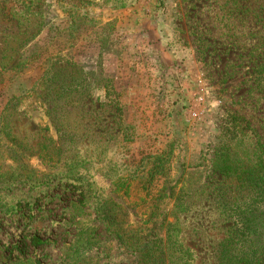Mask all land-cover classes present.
Instances as JSON below:
<instances>
[{
	"label": "rangeland",
	"instance_id": "1",
	"mask_svg": "<svg viewBox=\"0 0 264 264\" xmlns=\"http://www.w3.org/2000/svg\"><path fill=\"white\" fill-rule=\"evenodd\" d=\"M259 4L0 0V264H252Z\"/></svg>",
	"mask_w": 264,
	"mask_h": 264
},
{
	"label": "trees",
	"instance_id": "2",
	"mask_svg": "<svg viewBox=\"0 0 264 264\" xmlns=\"http://www.w3.org/2000/svg\"><path fill=\"white\" fill-rule=\"evenodd\" d=\"M257 9L258 11L264 13V4H259ZM250 11L253 13L257 10L253 7ZM98 42L99 46H101V40H98ZM57 76L59 77L60 75L57 74ZM51 84H54L52 88L55 89L56 95H62V92L65 90L62 89L64 82L60 81L58 83L57 80V83L52 82ZM171 146L172 144L168 143L161 154L148 158L149 161H147L150 162L152 167L148 170L149 172L146 173L148 174L147 176L150 175L151 177H156L162 170H169L170 161L173 156ZM260 197L262 202L260 205H247L244 210L237 213L238 223L241 226L240 231L246 239L253 242L254 247L252 250V255H246L241 259L244 263H256L254 261L256 256L254 257V255L259 254L264 250V208H262V205H264V192ZM32 244L37 247L39 245V241L34 238L32 240ZM221 258L222 260H225V256L222 255Z\"/></svg>",
	"mask_w": 264,
	"mask_h": 264
}]
</instances>
